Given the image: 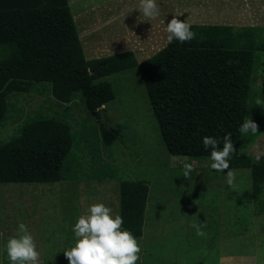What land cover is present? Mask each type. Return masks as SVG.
Listing matches in <instances>:
<instances>
[{"label": "rangeland", "instance_id": "rangeland-1", "mask_svg": "<svg viewBox=\"0 0 264 264\" xmlns=\"http://www.w3.org/2000/svg\"><path fill=\"white\" fill-rule=\"evenodd\" d=\"M191 1L196 0H157L160 15L154 19L139 12V0H67V4L87 61L131 50L140 64L166 45L165 25L173 16L189 22L186 16L196 6L197 14H212L201 0L198 5ZM88 3L90 7L81 10ZM260 4L264 7V0ZM214 9L213 15L221 12L220 6ZM259 38L264 40V34ZM255 60L245 118L257 124V132L240 137V153L252 161L264 155V105L255 103L258 96L264 98V51H257ZM101 80L110 83L115 94L101 107L103 116L108 127L120 129V137L110 146L102 144L99 125L79 95L72 103L61 104L49 96L48 84H35L30 92L9 96L0 143L10 141L24 122L41 115L66 121L73 145L65 161V181L0 184V264H9L2 246L17 235L20 222L33 236L40 264H67L63 251L74 244L72 225L89 205L103 203L111 214H119L120 181H141L148 187L135 264H264V214L254 213L249 170L231 168L233 184L227 185V170H211L208 157L171 156L136 68ZM186 162L193 166L188 178L182 170ZM199 224L205 226L204 236L196 235Z\"/></svg>", "mask_w": 264, "mask_h": 264}, {"label": "trees", "instance_id": "trees-1", "mask_svg": "<svg viewBox=\"0 0 264 264\" xmlns=\"http://www.w3.org/2000/svg\"><path fill=\"white\" fill-rule=\"evenodd\" d=\"M190 26L192 40L167 42L140 64L130 50L87 61L67 0H0V126L11 94L48 84L49 96L58 103H72L79 95L99 125L102 144L110 146L120 129L104 124L101 107L115 94L101 78L136 68L167 153L207 158L201 137H216L222 147L224 135L231 133L229 169L249 170L254 213L264 214V155L255 161L241 155L237 131L252 92L255 54L264 51V40L253 28ZM72 145L66 121L33 117L17 136L0 143V184L65 181ZM147 192L144 182H119L121 228L135 238L142 235Z\"/></svg>", "mask_w": 264, "mask_h": 264}, {"label": "clouds", "instance_id": "clouds-1", "mask_svg": "<svg viewBox=\"0 0 264 264\" xmlns=\"http://www.w3.org/2000/svg\"><path fill=\"white\" fill-rule=\"evenodd\" d=\"M139 12L146 18L154 19L160 15L157 0H139ZM190 24L173 16L165 25L166 40L171 44L174 40L180 43L190 41L195 33ZM256 105H264V98L258 96ZM237 131L246 135L257 132V124L245 118ZM203 148L209 152V168L216 172L226 173V184L232 185L234 173L229 169L230 154L234 147L231 133L223 137L222 147H218L216 137H201ZM192 164L182 165L183 177L188 178L192 172ZM123 219L119 214H111V209L103 203L88 206L84 215L77 218L72 225L74 244L63 251L67 264H135L139 259L140 247L137 239L127 229H122ZM196 227V235L204 236V224ZM17 235L9 237L3 244V251L9 264H40V253L36 248L33 236L27 226L20 222L16 226Z\"/></svg>", "mask_w": 264, "mask_h": 264}, {"label": "crops", "instance_id": "crops-1", "mask_svg": "<svg viewBox=\"0 0 264 264\" xmlns=\"http://www.w3.org/2000/svg\"><path fill=\"white\" fill-rule=\"evenodd\" d=\"M83 1L85 2L87 0H83ZM201 1L203 2L204 5L210 6L212 14L211 13L202 14V15L197 14L196 13L197 6L193 10V12H191L187 8L189 10V13L186 16V18L189 20V22L187 23H194L190 25L197 24L200 26H226V27H231L233 29L253 28L254 33L258 38L259 36L261 37V35L264 34V7L261 6L260 0L259 1L258 0H201ZM214 1L217 2L216 7L214 6ZM202 2L196 0L193 1L192 3H196L198 5L201 4ZM89 5L90 3L82 4L81 10L87 9V7H90ZM218 6H220L221 12L219 14L213 15V13L216 11L214 8H218ZM71 15L73 16V13Z\"/></svg>", "mask_w": 264, "mask_h": 264}, {"label": "water", "instance_id": "water-1", "mask_svg": "<svg viewBox=\"0 0 264 264\" xmlns=\"http://www.w3.org/2000/svg\"><path fill=\"white\" fill-rule=\"evenodd\" d=\"M102 109V108H101ZM101 115H102V117H103V121H104V124H105V126L106 127H108V125H107V121L105 120V118H104V113H103V110H101Z\"/></svg>", "mask_w": 264, "mask_h": 264}, {"label": "bare ground", "instance_id": "bare-ground-1", "mask_svg": "<svg viewBox=\"0 0 264 264\" xmlns=\"http://www.w3.org/2000/svg\"><path fill=\"white\" fill-rule=\"evenodd\" d=\"M220 27V26H219ZM222 27V26H221ZM223 27H225V26H223ZM228 35V34H227ZM224 36V35H223ZM228 37V36H227ZM218 38V37H217ZM206 40V39H205ZM227 41V40H226ZM230 43V42H229ZM234 45V44H233Z\"/></svg>", "mask_w": 264, "mask_h": 264}]
</instances>
